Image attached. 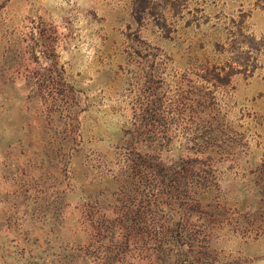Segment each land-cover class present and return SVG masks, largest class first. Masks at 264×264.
Wrapping results in <instances>:
<instances>
[{
    "label": "rangeland",
    "instance_id": "obj_1",
    "mask_svg": "<svg viewBox=\"0 0 264 264\" xmlns=\"http://www.w3.org/2000/svg\"><path fill=\"white\" fill-rule=\"evenodd\" d=\"M0 264H264V0H0Z\"/></svg>",
    "mask_w": 264,
    "mask_h": 264
}]
</instances>
